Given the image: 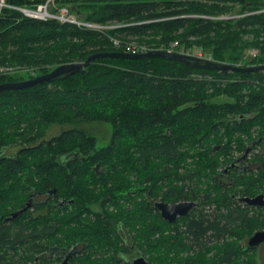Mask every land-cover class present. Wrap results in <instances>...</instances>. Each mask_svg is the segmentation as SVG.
<instances>
[{"label": "trees", "instance_id": "obj_1", "mask_svg": "<svg viewBox=\"0 0 264 264\" xmlns=\"http://www.w3.org/2000/svg\"><path fill=\"white\" fill-rule=\"evenodd\" d=\"M4 1L36 10L48 0ZM52 3L54 11L66 7L77 20L101 28L1 8L0 83L84 62L94 53L123 52L113 40L150 49L177 42L179 51L201 50L220 63H264V12L254 13L264 8V0ZM249 48L256 49L255 56L246 54ZM85 123L108 124V144L98 146L96 138L79 127ZM51 125L68 128L43 140ZM254 131L264 134V71L196 69L162 57L99 58L50 83L0 92V150L20 147L17 161L0 165V264L32 261L36 246L16 245L11 239L37 230L20 226L14 232L3 218L23 205L31 189L48 188L73 200V210L97 202L105 206L111 200L115 220L136 231L137 246L154 264H258L256 248L247 240L264 230V207L249 206L232 195L264 194V159L256 157L257 174L233 173L228 182L223 177L225 187L216 178L229 164L231 148L243 153L244 140ZM64 156L75 159L67 171L55 162ZM97 163L101 176L93 169ZM147 195L153 200L162 196L166 202L192 201L196 207L173 225L161 219ZM125 202L131 210L120 209ZM76 222L73 218L56 228L66 246L76 241ZM97 233L96 243L105 242L104 234ZM119 242L118 237L111 239L117 252Z\"/></svg>", "mask_w": 264, "mask_h": 264}, {"label": "flooded vegetation", "instance_id": "obj_2", "mask_svg": "<svg viewBox=\"0 0 264 264\" xmlns=\"http://www.w3.org/2000/svg\"><path fill=\"white\" fill-rule=\"evenodd\" d=\"M260 65H264V63L248 66L254 67ZM244 118H246V116H240V119ZM43 140H48L46 135ZM244 144L245 150L249 149L245 158L243 157L245 151L241 154L237 153L233 158L228 156L229 158H227V160H229V164L226 165L220 177L216 176L218 180L220 179L219 182L224 187L226 182L222 181L223 177L228 178L231 174L236 172L257 171V155L253 152L257 149H264V134L254 131L250 139L246 138L244 140ZM233 147H235V145H233ZM19 148L20 147L14 146L3 147L2 150H0V165L6 160L17 161L18 158L16 155L18 154ZM74 160L73 158L64 156L56 158L55 162L60 164L61 169L67 171L69 163ZM93 169L97 172V175L101 176L100 163H97ZM17 176L19 177V175H15L14 177ZM231 182L232 180H230V183ZM98 185L99 184H96L95 186ZM51 190L50 188L42 191L31 189L23 205L15 210H9L8 215L3 218V222H5L10 229H13L14 232H18L20 226L26 227L28 230L36 229L37 231H42V233L35 231L31 236L26 238L15 237L11 239L16 242V245L23 243L25 245L38 247L33 249L34 255L32 261L24 264H115V261H119L121 264H133L135 258L143 256L141 249L135 244L133 236L128 230L129 228L124 222L115 220L111 214L115 211L113 207H111V200L108 201L105 206L99 205L97 202L73 210V200L60 197L56 191L51 193ZM146 199L147 202L152 203V207L158 212L160 217V211L155 208L156 202L177 203L163 201L162 196L153 200L147 195ZM232 199L242 202L240 196L235 197L232 195ZM29 200L31 206L20 216L11 220L10 216L24 208ZM140 201L141 199L137 198V202ZM129 208L131 210L130 206ZM193 209L183 217L190 216ZM71 212H73L72 215H69ZM183 217H177L173 223L167 222L162 217L161 219L169 224L176 225ZM73 218L77 221L75 225L78 226L79 229L78 238H76V241L71 242L69 246H66V239L64 238L63 232L55 231L57 227H65L66 223ZM21 221L22 225H20ZM71 226H74V224L72 223ZM99 231L104 234L108 241L105 238V242L101 244L96 243V237L93 234L95 232L99 233ZM115 237H118L120 240V249L116 253V260L114 259L115 257H113L114 248L111 247V239L114 241ZM188 253H193V250H189ZM182 256H186V252L182 253Z\"/></svg>", "mask_w": 264, "mask_h": 264}, {"label": "water", "instance_id": "obj_3", "mask_svg": "<svg viewBox=\"0 0 264 264\" xmlns=\"http://www.w3.org/2000/svg\"><path fill=\"white\" fill-rule=\"evenodd\" d=\"M153 57H162V58L176 60L196 69H211L217 71H230L237 73H250V72H257L264 70V65L254 66V67L238 66V65L216 62L211 59H203L192 55H185L178 52H168L163 50H151L139 54H130L121 51L99 52L88 56L84 62L61 64L54 67L52 70H50L45 74L37 75L30 79L16 81V82L0 83V92L7 90H20L37 84L50 83L59 77L69 76L79 72L81 69L89 66L91 62L99 58L138 59V58H153ZM248 152L249 149H246L243 156L244 158ZM50 192L54 193L55 189H52ZM241 200L242 202L251 206L264 207L263 194H259L252 198L245 197L242 198ZM30 206H31V202L29 200L25 204V207L13 213L10 216V219L12 220L17 216H20ZM195 206L196 203L192 201H182L177 203H165V202L155 203V208L160 211L161 217L169 223L175 222L177 217L185 216ZM262 243H264V230L255 232L247 241V245L250 248H256ZM133 264H154V263L146 261L143 256H139L133 260Z\"/></svg>", "mask_w": 264, "mask_h": 264}, {"label": "built area", "instance_id": "obj_4", "mask_svg": "<svg viewBox=\"0 0 264 264\" xmlns=\"http://www.w3.org/2000/svg\"><path fill=\"white\" fill-rule=\"evenodd\" d=\"M39 6L36 10H28V9H24V8H17L15 6L6 4L4 0H0V9L4 8V7L15 8V9L20 10L26 16L38 18L41 20H46L49 18H55V19L62 21V22H69V23L76 24L78 26L86 27V28H91V29L101 28V26H99L97 24L85 23V22L77 20L72 14L69 13V10L66 7L60 8L58 11V14L52 15L48 12V5L47 4H45L44 6H40V7ZM263 12H264V8L254 12V13H263ZM112 42H113V45L115 47H121L123 49V52L130 53V54L145 53V52L151 51V50H163V51H168V52H178V53L185 54V55H192V56H195L198 58H203V59H210L201 50H196L194 52H191L189 50L182 49L179 51L177 42L170 43L167 47L164 46V47H161L159 49H150V47H148L146 44L137 43L134 41L122 43V42H119L118 40H113ZM246 54L250 55V56H255L256 51L250 50V51L246 52Z\"/></svg>", "mask_w": 264, "mask_h": 264}, {"label": "rangeland", "instance_id": "obj_5", "mask_svg": "<svg viewBox=\"0 0 264 264\" xmlns=\"http://www.w3.org/2000/svg\"><path fill=\"white\" fill-rule=\"evenodd\" d=\"M45 4L48 5V12L50 14H52V15L58 14V12H56V11L53 10L54 7L52 5L53 4L52 3V0L46 1ZM45 4H41L40 6H44ZM221 18H229V17H221ZM110 27L113 28L114 25L113 26L111 25ZM250 50L256 51L255 48H249V51ZM18 74L19 75H23L24 72H18ZM24 80H26V79H24ZM217 101H228V99H226V98H219ZM79 127L80 128H83L84 130H86V132H88L90 135H93L96 138V141H97V145L98 146H105L110 141V137H111V127L108 124H105V123H85V124L80 125ZM66 128H68V127L67 126L62 127V126H59V125H51L47 129L46 138L49 139V138H51L53 136H56L62 130L66 129ZM237 153H238V151H237L236 148H231V153L228 154V156H231L233 158V157H235L237 155ZM253 153L257 155V158H263L264 159V149H259V150L257 149ZM224 158L225 157H222L221 158V161ZM254 173L257 174V171H254ZM224 180L226 182L229 181L226 178ZM120 209L121 210L128 211L130 208L127 205V202H125V203H121ZM206 209L208 210L209 208H206ZM250 210H254V209H250ZM208 212L211 213L210 209L208 210ZM114 213H115V211H114ZM111 214L114 215L113 213H111ZM114 219H116V218H114ZM128 230L130 231L131 235L133 236V239H134L135 244L136 245L139 244V238H138L137 234L135 233L136 231L135 230H131V229H128ZM78 232H79V229H77L76 238H78ZM74 234H76V233H74ZM66 235H67V233H66ZM114 241H115V239H114ZM244 242L245 241H242V244H244ZM245 244H246V242H245ZM117 247L120 248L119 243H118ZM255 250H256V257H257L258 264H264V243H262L261 245H259L258 247H256ZM116 252H117L116 249H114V251H113V257H116V254H115ZM143 256H144V258H145L146 261L150 262L147 259V255H143ZM151 263H153V262H151ZM118 264H121V263H118Z\"/></svg>", "mask_w": 264, "mask_h": 264}, {"label": "bare ground", "instance_id": "obj_6", "mask_svg": "<svg viewBox=\"0 0 264 264\" xmlns=\"http://www.w3.org/2000/svg\"><path fill=\"white\" fill-rule=\"evenodd\" d=\"M148 52V51H147Z\"/></svg>", "mask_w": 264, "mask_h": 264}]
</instances>
